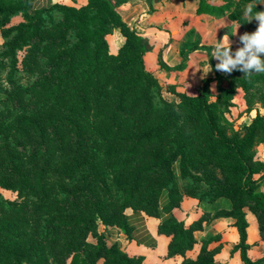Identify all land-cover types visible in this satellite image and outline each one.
I'll use <instances>...</instances> for the list:
<instances>
[{
	"label": "trees",
	"instance_id": "16d2710c",
	"mask_svg": "<svg viewBox=\"0 0 264 264\" xmlns=\"http://www.w3.org/2000/svg\"><path fill=\"white\" fill-rule=\"evenodd\" d=\"M35 2L0 0V188L18 196L0 200V264H143L99 232L101 223L131 238L128 209L161 220L170 258L194 249L204 222L232 218L242 264H264L249 257L247 243L248 211L264 241L253 153L264 144V114L229 134L211 102L212 79L196 96L177 93L176 108L146 71L149 39L123 20L118 0L43 9ZM226 9L200 0L197 12ZM116 29L124 43L114 54L108 37ZM197 47L187 44L183 54ZM224 76L245 86L264 73ZM186 196L228 199L231 208L187 226L173 212ZM217 239L184 264H216Z\"/></svg>",
	"mask_w": 264,
	"mask_h": 264
},
{
	"label": "crops",
	"instance_id": "0c3cea01",
	"mask_svg": "<svg viewBox=\"0 0 264 264\" xmlns=\"http://www.w3.org/2000/svg\"><path fill=\"white\" fill-rule=\"evenodd\" d=\"M118 1L120 4L118 11L123 20L131 27L137 24L149 39L151 48L144 57L146 64L149 59L154 60L156 55L162 56L164 64L166 59L172 63H179L181 54L186 50V45L191 44L181 41L182 29L191 31L194 23L200 30L204 31L207 23L203 24V22H207V19L212 17L210 16L212 13L200 14L197 12L200 2L198 4L197 2L189 3L188 0H154L152 3L147 0ZM210 2L216 4V0H210ZM54 4L79 8L85 6L87 0H36L35 8L43 9ZM229 18L226 17L224 20L226 25L232 26L233 22ZM212 26L215 27L214 24ZM168 32L172 35V42L164 41L162 38L164 35H168ZM195 45L198 46V49L194 51V55H200L202 53L200 45L197 43L193 46ZM214 82L211 83V90ZM257 111H252V118L247 124L252 122ZM260 112L264 114L263 111L260 110ZM254 152L256 153V162L261 164L255 178L260 179L264 192V144L256 146ZM230 208L231 202L228 199L205 202L186 196L180 208H176L174 211V215H177L179 220L185 221L186 225L190 226L205 213L214 214L219 210H229ZM247 214L249 222L247 243L250 245L248 255L252 260H259L264 257V241L261 239L256 218L249 211ZM128 215L135 228L131 238L116 228L106 229L102 224L99 225V232L106 236L109 243L118 242L122 250L130 257H144L143 264H184L186 259L195 260L200 253L203 242L213 237H218L210 246L211 249L216 250V264H242L239 252L235 251V246L239 242V233L234 226L235 220L232 218H215L204 222L202 229L194 232V237L197 240L194 249L187 252L185 256L177 255L170 258L168 257V247L171 238L159 232L161 220L145 213H134L133 211L128 212Z\"/></svg>",
	"mask_w": 264,
	"mask_h": 264
},
{
	"label": "rangeland",
	"instance_id": "374dc122",
	"mask_svg": "<svg viewBox=\"0 0 264 264\" xmlns=\"http://www.w3.org/2000/svg\"><path fill=\"white\" fill-rule=\"evenodd\" d=\"M188 2H197L199 4L200 0H188ZM252 2L257 3L253 12L264 11V0H216V4L227 8V10L213 12L210 15L212 17L208 18L207 22H203V24L207 23V27H205L204 31L200 30L194 23L191 31L182 29L181 41L193 45L199 43L200 51L202 52L200 55H194V51L187 52L186 56L182 53L179 63H172L166 59L165 66L160 62L158 55L155 56L154 60L149 59L147 64L145 62L146 71L159 82L162 87L163 96L176 108L179 103L177 93H186L190 96H196L199 93L204 79L209 77L212 78V80L214 79L215 82L212 84L213 96L211 102L214 104V109L218 118H220V124L226 128L229 134L232 129L239 131L244 123L247 124V122H250L253 110L254 112L257 110L264 112V77L257 80L252 79L244 86L241 82H236L229 77H225L224 72L219 71L220 73L218 75L215 72V65L220 61L214 59L212 56L215 44L218 43L224 35H229L230 47L232 48L230 54L234 57L235 52L244 46L240 37L246 32L252 33L256 30L259 22L255 19L248 22L244 16L246 5ZM230 7L231 9H229ZM226 17L231 18L233 22L232 26L226 25L224 20ZM18 21L19 20L16 22ZM213 24L215 27L212 26ZM162 38L167 42L173 41L170 32ZM108 40L112 53L117 54L124 43V37L120 30L116 29L114 33L108 37ZM2 44L0 32V47ZM222 50L223 49H221V51ZM25 52L26 49L19 51L18 58L20 62ZM262 58H264V56H262ZM168 67L170 68L168 69ZM239 67L240 66H238V68ZM231 73L245 75L243 72L235 69ZM18 80L23 84L27 83L22 68L19 70ZM254 150H256V147H254ZM254 150L253 153L256 161V153ZM17 198V193L0 188L1 201H13L17 200ZM175 210L176 209H174V211ZM131 211L133 210L128 209L126 213L128 214V212Z\"/></svg>",
	"mask_w": 264,
	"mask_h": 264
},
{
	"label": "clouds",
	"instance_id": "9594fccd",
	"mask_svg": "<svg viewBox=\"0 0 264 264\" xmlns=\"http://www.w3.org/2000/svg\"><path fill=\"white\" fill-rule=\"evenodd\" d=\"M257 3L252 2L246 5L244 16L251 22L257 20L258 27L252 33H244L240 39L244 46L235 52L233 57L230 47L229 35H224L215 44L212 56L220 62L215 65L217 71L231 73L234 69L243 72L246 76L253 73H264V11H255ZM223 49V51H221ZM238 66H240L238 68Z\"/></svg>",
	"mask_w": 264,
	"mask_h": 264
},
{
	"label": "water",
	"instance_id": "95a60500",
	"mask_svg": "<svg viewBox=\"0 0 264 264\" xmlns=\"http://www.w3.org/2000/svg\"><path fill=\"white\" fill-rule=\"evenodd\" d=\"M223 51V50H222ZM231 51H232V48H231ZM231 53V52H230Z\"/></svg>",
	"mask_w": 264,
	"mask_h": 264
}]
</instances>
